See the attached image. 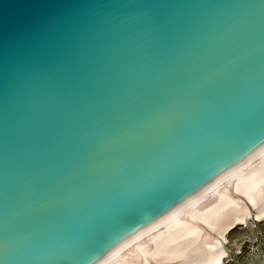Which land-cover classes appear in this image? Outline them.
Returning a JSON list of instances; mask_svg holds the SVG:
<instances>
[{
	"label": "water",
	"instance_id": "1",
	"mask_svg": "<svg viewBox=\"0 0 264 264\" xmlns=\"http://www.w3.org/2000/svg\"><path fill=\"white\" fill-rule=\"evenodd\" d=\"M264 208V0H0V264H211Z\"/></svg>",
	"mask_w": 264,
	"mask_h": 264
},
{
	"label": "rangeland",
	"instance_id": "2",
	"mask_svg": "<svg viewBox=\"0 0 264 264\" xmlns=\"http://www.w3.org/2000/svg\"><path fill=\"white\" fill-rule=\"evenodd\" d=\"M221 245L218 264H264V218L237 222L224 232Z\"/></svg>",
	"mask_w": 264,
	"mask_h": 264
},
{
	"label": "bare ground",
	"instance_id": "3",
	"mask_svg": "<svg viewBox=\"0 0 264 264\" xmlns=\"http://www.w3.org/2000/svg\"><path fill=\"white\" fill-rule=\"evenodd\" d=\"M252 216H255L257 219L264 218V208L261 210H253L251 212H244V211L243 212H234V213L228 215L227 217L221 219L220 221H218L217 227L220 231L221 242H222V235L224 234V232L228 228H230L231 226H233L237 222H244L248 219V217H252ZM223 254H224V250H223L222 245H221L218 256L216 257V259L211 264H218V262L223 257Z\"/></svg>",
	"mask_w": 264,
	"mask_h": 264
}]
</instances>
